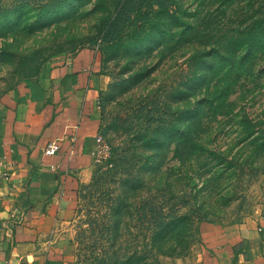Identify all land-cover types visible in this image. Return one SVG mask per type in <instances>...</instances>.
<instances>
[{"label":"rangeland","instance_id":"rangeland-1","mask_svg":"<svg viewBox=\"0 0 264 264\" xmlns=\"http://www.w3.org/2000/svg\"><path fill=\"white\" fill-rule=\"evenodd\" d=\"M116 1L0 0V100L92 51L107 85L92 179L68 226L74 264L192 263L207 229L264 210V34L239 50L234 81H221L222 35L252 24L264 0H234L224 16L222 0H184L195 12L186 39L103 44ZM212 45L219 53L208 61L220 70L204 64L197 80L181 81ZM225 87L213 108L205 98Z\"/></svg>","mask_w":264,"mask_h":264},{"label":"crops","instance_id":"crops-1","mask_svg":"<svg viewBox=\"0 0 264 264\" xmlns=\"http://www.w3.org/2000/svg\"><path fill=\"white\" fill-rule=\"evenodd\" d=\"M106 85L85 51L0 100V264H74L68 226L92 179ZM188 264H264V210L207 229Z\"/></svg>","mask_w":264,"mask_h":264},{"label":"trees","instance_id":"trees-1","mask_svg":"<svg viewBox=\"0 0 264 264\" xmlns=\"http://www.w3.org/2000/svg\"><path fill=\"white\" fill-rule=\"evenodd\" d=\"M184 0H117L113 10L104 19L101 28L100 37L103 44H111L113 42H124L130 40H147L154 39L159 42L160 37L172 38L178 35L179 39L191 36L195 27L188 20L194 17L195 12L188 11L189 7L184 6ZM234 0L221 1V15L227 14V8L231 6ZM258 15L252 24L244 29L241 27L244 21L237 23V28H228L221 37V81H234L235 64L239 58L241 47L247 50L251 47L252 37L264 34V3H261L256 10ZM256 18V17H255ZM232 26V23H230ZM241 27V28H240ZM212 45L210 50L203 49L197 51L189 61V69L181 81H195L201 72V65L207 64V74L217 73L220 67L215 63H210L208 58L212 55L216 56L219 50H215ZM198 57L199 59L197 60ZM193 64V65H192ZM189 85L178 86L175 92L177 104L184 102L188 96L185 89ZM228 88L225 87L220 91L215 90L206 101H210L213 108H218L221 98L227 95ZM187 112L177 111V122Z\"/></svg>","mask_w":264,"mask_h":264},{"label":"built area","instance_id":"built-area-1","mask_svg":"<svg viewBox=\"0 0 264 264\" xmlns=\"http://www.w3.org/2000/svg\"><path fill=\"white\" fill-rule=\"evenodd\" d=\"M101 142L100 137L97 138V144ZM60 149V145L58 141H50L47 146L44 149L45 155L53 156L55 153H57Z\"/></svg>","mask_w":264,"mask_h":264}]
</instances>
